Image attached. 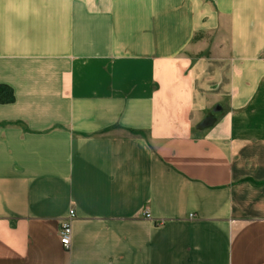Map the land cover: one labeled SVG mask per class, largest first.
<instances>
[{
    "label": "crops",
    "instance_id": "obj_1",
    "mask_svg": "<svg viewBox=\"0 0 264 264\" xmlns=\"http://www.w3.org/2000/svg\"><path fill=\"white\" fill-rule=\"evenodd\" d=\"M0 85V264H264V0H0Z\"/></svg>",
    "mask_w": 264,
    "mask_h": 264
},
{
    "label": "built area",
    "instance_id": "obj_2",
    "mask_svg": "<svg viewBox=\"0 0 264 264\" xmlns=\"http://www.w3.org/2000/svg\"><path fill=\"white\" fill-rule=\"evenodd\" d=\"M145 216L148 217L147 215ZM73 218H74V211L70 210L67 217L63 220L59 228V232H58L59 243L64 250H68L70 247L71 236H72L71 221Z\"/></svg>",
    "mask_w": 264,
    "mask_h": 264
},
{
    "label": "trees",
    "instance_id": "obj_3",
    "mask_svg": "<svg viewBox=\"0 0 264 264\" xmlns=\"http://www.w3.org/2000/svg\"><path fill=\"white\" fill-rule=\"evenodd\" d=\"M14 100L12 89L6 85H0V105L11 104Z\"/></svg>",
    "mask_w": 264,
    "mask_h": 264
}]
</instances>
